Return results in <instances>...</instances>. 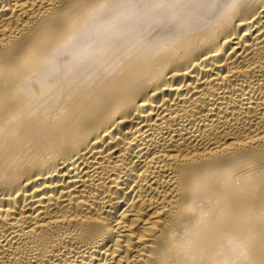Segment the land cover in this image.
Instances as JSON below:
<instances>
[{
  "label": "bare ground",
  "instance_id": "bare-ground-1",
  "mask_svg": "<svg viewBox=\"0 0 264 264\" xmlns=\"http://www.w3.org/2000/svg\"><path fill=\"white\" fill-rule=\"evenodd\" d=\"M0 0V264H264V0Z\"/></svg>",
  "mask_w": 264,
  "mask_h": 264
},
{
  "label": "clouds",
  "instance_id": "clouds-1",
  "mask_svg": "<svg viewBox=\"0 0 264 264\" xmlns=\"http://www.w3.org/2000/svg\"><path fill=\"white\" fill-rule=\"evenodd\" d=\"M239 7V0L222 16L220 17L214 24L211 30L219 29L226 26L233 15L236 14L237 8Z\"/></svg>",
  "mask_w": 264,
  "mask_h": 264
}]
</instances>
